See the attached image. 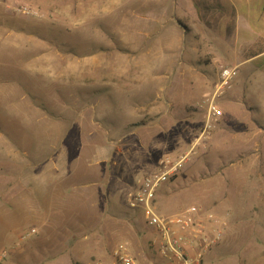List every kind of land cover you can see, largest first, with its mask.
I'll return each mask as SVG.
<instances>
[{"label":"rangeland","instance_id":"1","mask_svg":"<svg viewBox=\"0 0 264 264\" xmlns=\"http://www.w3.org/2000/svg\"><path fill=\"white\" fill-rule=\"evenodd\" d=\"M138 2L0 0V72L15 71L22 77L25 71L20 70L21 65L42 67L41 73L27 74L33 77V86L24 87L25 94L32 108L64 118L62 126L66 129L70 126L68 113L76 114V127L70 129L77 131L75 163L89 181L73 188L71 202L67 203L70 212L50 219L45 216V224L35 232L32 230L37 220L24 216L13 242L0 243V264H96L100 259L103 262L101 254L107 246L111 250L121 242H129L141 256L157 259V255L149 253L151 233L145 228L141 213L128 206L127 192L140 176L157 170L161 158L183 153L193 143L196 153L157 190L155 210L172 216L191 206L200 209L196 215L198 224L185 232L202 252L200 264L264 262V177L257 175H264V150H259L261 165L257 162L252 169L258 179L243 180L247 164L242 161L244 148L248 147L243 142L250 135L242 132L238 136L251 125L253 130L255 125L264 129V117L255 108L257 104L264 107V101L243 98L240 89L246 79L238 69L233 89L229 85L216 100L222 117L211 134L200 139L205 113L194 109L199 108L197 103L190 104L187 113L183 110V95L186 102L196 95L191 94L181 74L154 79L157 71L167 75L172 56H193L203 64L202 73L214 88L220 67L230 66L225 62L228 56L218 45L227 37L234 40V36L224 37L219 26L207 27L206 35L192 32L191 25L206 20L198 11L199 17L175 16L172 20L171 16H164L167 23L179 25L177 39L181 46L176 50L165 44L153 45L154 38L148 46L140 45ZM171 38H175L174 32L162 31L163 40ZM8 82L7 78L0 79V85ZM213 88H205L198 103ZM3 93L1 89L0 111L6 109L8 98ZM167 100L172 102L170 107ZM137 102L140 107L135 110L133 104ZM156 104L163 105V110L152 111ZM22 111L33 113L27 106ZM140 111L144 115L136 117ZM120 126L125 133L135 132L119 141ZM216 129L221 132L218 137L212 136ZM97 144L105 146L109 161H101L97 170L89 172L88 162L104 156L94 155ZM230 160L236 165H230ZM105 168L111 181L103 186L100 181L95 182ZM117 180L118 189L114 186ZM248 184L247 192L243 188L247 189ZM110 262L109 257L103 263Z\"/></svg>","mask_w":264,"mask_h":264},{"label":"crops","instance_id":"2","mask_svg":"<svg viewBox=\"0 0 264 264\" xmlns=\"http://www.w3.org/2000/svg\"><path fill=\"white\" fill-rule=\"evenodd\" d=\"M12 1L22 2V0ZM137 4L141 8L139 10L141 21L137 26L140 31V41L138 42L140 45L148 46L149 40L154 38L153 45L165 44L167 48L173 50L181 46V40L177 39V34L180 31L178 23H167L168 21L164 20L165 15L171 16L173 20L175 16L199 17L202 14V17L206 19L205 23L191 25L192 32H201L206 35L209 33L206 32L207 27L219 26L223 29L221 35L224 37L234 36V40L227 37L224 38L223 43L220 42L218 45L228 56V60L225 62L230 66L237 67L229 89H233L238 69L239 72L242 70L246 79L240 89L243 98L247 101H264V71H262L264 68V0H139ZM198 11L201 14H196ZM215 18H218L219 22H215ZM2 22L0 17V30ZM164 30L174 32L175 38L168 41L163 40L162 31ZM194 52L197 53L196 50ZM192 58L193 56L183 59L181 55L177 54L172 56L168 60L167 75H164L163 71H157L156 78H154L159 80L165 77L169 78L172 74H181L184 83L186 82L190 86L191 94L196 95L190 99L191 102L188 100L186 102V98H184L186 95H183L181 106L184 111L186 108L189 109L190 104L198 103L199 99L197 98H200L205 88L209 87V91L213 88L212 83H209L202 73L205 70L201 68L203 64L200 63L199 58ZM221 65L223 64L221 63ZM175 68L177 69L175 70ZM20 70L25 71L22 77L15 75V71L11 74L9 71L0 72L1 76L4 75L0 79L10 80V82L0 85V90L4 89L5 93L3 94L8 97L6 109L0 111V243L2 244L11 243L17 237L24 216H30L37 220L38 223L32 230L35 232V229L38 230L45 224L43 220L45 216L50 219L60 215L64 216L65 212H70L71 207L67 206V203L71 202L73 188L76 187V184L82 186L86 184L85 182H89L82 174L83 169L77 170L75 163L74 150L77 131L70 129L76 127V114L68 113L70 126L66 129V126H62L64 118L60 115L56 114L52 117L38 108H32L31 100L23 88L33 86V77L27 75L29 72L41 73L43 69L42 67L33 69L32 65L27 63L21 65ZM165 103L170 107L172 102L167 100ZM23 106L31 108L33 113L22 111ZM133 107L135 110L138 109L140 103L133 104ZM155 107V109L152 108V111L163 110L161 104H156ZM255 108L261 112L259 116L264 117V107L257 104ZM194 109L200 110L201 108ZM141 115L143 116L144 113L140 111L136 117ZM98 124L102 127L101 122ZM252 128L251 125L238 135L241 136L242 132H248L250 135L243 142L244 147L246 145L248 147L244 148L242 162L247 164V167L243 168L242 179L247 181L258 179L252 169L257 166V162H260L261 165L263 160L261 151L264 150V141H260L264 140L263 127L255 125L254 130ZM219 131V129L214 130L212 136L221 135ZM125 132L124 128L120 126L119 141L135 131ZM103 147L105 148L101 144L96 145L94 155L104 154V156L95 157V161L92 163V160L89 161L87 171L93 172L97 170L101 161H109ZM248 152L252 156H245V153ZM228 162L230 165H236L234 161ZM105 172L106 168L95 183L100 181L104 186L105 182L111 181L110 174ZM257 175L264 177L261 174ZM115 185L118 189L120 181L117 180ZM249 188L248 184L247 189H243L248 192ZM101 217H103V213ZM109 251V246H107L105 252L101 254L103 261L109 259Z\"/></svg>","mask_w":264,"mask_h":264},{"label":"built area","instance_id":"3","mask_svg":"<svg viewBox=\"0 0 264 264\" xmlns=\"http://www.w3.org/2000/svg\"><path fill=\"white\" fill-rule=\"evenodd\" d=\"M23 12L29 11L24 9ZM236 72L237 67L235 66H221L219 79L215 82L212 93L197 103L198 107L205 112L200 139L210 135L216 122L222 117L223 113L216 100L229 87ZM195 147L196 143H193L183 153L164 156L159 160L156 171L140 176L136 180L135 188L127 192L128 206L131 211L141 213L145 228L151 233L148 238L149 253H154L158 258L154 260V257L141 256L135 252L129 242H121L109 251L110 263H103L105 261L99 260L96 264H200L202 252L200 248L197 249V244H194L185 234L198 224L196 215L200 209L197 206H191L183 213L172 216L161 215L155 210L156 192L160 185L170 180L183 168L191 155L196 153ZM25 236L26 234L22 235V237ZM2 255H5L4 251ZM256 264H264V262Z\"/></svg>","mask_w":264,"mask_h":264}]
</instances>
